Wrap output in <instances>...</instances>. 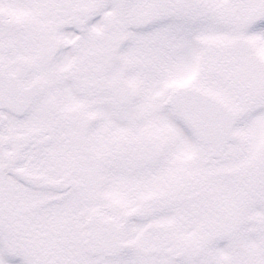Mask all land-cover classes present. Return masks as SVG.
<instances>
[{
    "label": "snow or ice",
    "instance_id": "1",
    "mask_svg": "<svg viewBox=\"0 0 264 264\" xmlns=\"http://www.w3.org/2000/svg\"><path fill=\"white\" fill-rule=\"evenodd\" d=\"M0 264H264V0H0Z\"/></svg>",
    "mask_w": 264,
    "mask_h": 264
}]
</instances>
